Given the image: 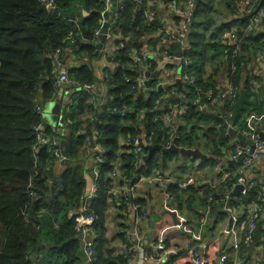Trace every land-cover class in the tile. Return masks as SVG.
<instances>
[{
  "label": "trees",
  "instance_id": "16d2710c",
  "mask_svg": "<svg viewBox=\"0 0 264 264\" xmlns=\"http://www.w3.org/2000/svg\"><path fill=\"white\" fill-rule=\"evenodd\" d=\"M241 1L195 0L189 46L183 50L191 63L183 62L181 68L194 81L187 80L182 87L155 89L157 80L147 91L141 86L144 69L147 66L155 71L159 59L136 61L133 51L140 56L143 46L154 42L153 35L161 25L144 17L145 3L137 13L139 5L135 0L122 1L111 25L112 30L118 28L122 45L117 42V48L110 53L112 65L106 69L108 75L104 79L108 91L102 103L104 99L92 89L98 80L92 61L98 57L96 43L102 37L96 36V31L111 1L55 0L53 5H47L41 0H0V264H128L132 252H116L106 216L110 208L119 209L118 236L133 247V240L127 236L130 206H147V202L124 192L114 193L112 189L116 184L130 185L141 175L165 171L169 160L180 155L156 152L145 164L142 161L137 165L132 145L125 142L128 137L140 135L147 143L146 154L150 144L167 147L173 141L180 147L200 148L211 154L207 162L213 166L221 162L226 167V157L235 147L230 142L229 127L241 115L236 111L237 100L250 89L243 76L247 61L242 50L264 47V32L247 31L249 16L239 13ZM249 1L255 9L264 4V0ZM221 5L230 12H225L227 16L238 14L237 17L230 22L215 19L212 13L220 10ZM233 26L238 27L237 42L222 43L221 35ZM246 42L251 46L245 47ZM58 49L62 52L56 58ZM180 49V44L170 45V53ZM67 52L76 55L80 64L70 70L72 86L78 89L65 109L66 132L62 134L45 125L46 137L65 138L69 142V165L59 170L61 161L54 154L56 147L52 143L38 144L37 127L43 123L38 107L58 94L57 65ZM220 71L238 88V96L217 107L208 100V93L220 89L212 76ZM181 103L186 104L183 124L171 126L167 119ZM211 114V119L205 121L214 125L199 133V124ZM245 121L241 123L243 127ZM36 145L39 147L35 148ZM95 146H101L102 151H94ZM96 156L102 161L97 162ZM90 158L94 167L86 169V160ZM96 165V189L87 201L88 177ZM116 168L120 171L117 183L111 176ZM220 175L219 185H191L186 191L176 184L170 186L172 205L194 209L199 200V219L207 207L214 214L224 207L225 196L237 181L235 177L223 181ZM261 187L257 181L243 198V204L260 202ZM239 202L233 201L232 206ZM83 203L82 213L96 217L90 231L96 253L91 262L77 229L76 212ZM249 218L246 213L240 222L243 234ZM219 254L220 245L210 243V264H217ZM168 264L195 262L186 251L175 254ZM226 264H234V260L229 259Z\"/></svg>",
  "mask_w": 264,
  "mask_h": 264
},
{
  "label": "crops",
  "instance_id": "0c3cea01",
  "mask_svg": "<svg viewBox=\"0 0 264 264\" xmlns=\"http://www.w3.org/2000/svg\"><path fill=\"white\" fill-rule=\"evenodd\" d=\"M112 2H115L111 0ZM117 1V0H116ZM124 0L117 1V5L115 6V3H111L109 6V10L106 12L109 13L108 16L105 14V23L110 22V26L108 28L107 32V40L105 45L103 46L102 50L98 53V57L95 58L92 61L95 74L98 78L97 82L93 86L92 89L95 90V93L99 94L100 99H104L102 103L106 100V93L108 91V88L106 86V83L104 79L107 78L106 69H109L112 65L111 60V51L117 48V42H120L121 44V35L120 33H114V29L112 30V23L118 16V9L121 8V3ZM138 1V0H137ZM186 0H143V4L145 3L146 8L145 10L151 11V19L157 20L159 23L160 28L156 35H153L154 42L145 44L142 48V52L149 51L153 57L159 60H162L164 58H170L168 56L175 55L176 53H170V45L176 44L171 43L168 38V34L165 33V29H171L175 25H177L181 20V15L177 9H174L172 4L176 3L178 7H183ZM138 5L140 8H138V13L142 9V4L139 3ZM115 6V7H114ZM113 8H115L114 14H111L113 11ZM144 10V12H145ZM241 11L242 8L239 6V13L243 14ZM224 5H221V9L217 10L216 13L213 11V17L215 19H224L228 22L233 20L235 17H237L238 14L234 15H226L225 14ZM230 13V12H227ZM111 16L109 17V15ZM144 15V14H143ZM145 17V16H144ZM110 18V19H108ZM104 23V24H105ZM104 26V25H103ZM237 26H233L232 29H237ZM103 29V27H102ZM231 29V30H232ZM229 30V31H231ZM111 31V33H110ZM228 32V31H226ZM224 32L223 34H225ZM253 32H264V24L261 22L259 28H257ZM113 34V35H112ZM222 34V35H223ZM221 35V36H222ZM102 36V35H101ZM111 36V37H110ZM101 38L97 40L98 44L101 41ZM148 41V39H147ZM264 44V39L263 43ZM122 45V44H121ZM189 41L187 40L185 44L181 45V49L179 51H183L184 49L188 48ZM251 46L249 43L246 42L245 47ZM264 45H262L263 47ZM134 58L137 56L136 51L134 50ZM178 52V50H177ZM243 55L246 58L247 61V68L244 72V78L246 79L248 85H249V91L245 94H241L238 97V105L236 108V111L240 112V117L234 122V129L244 133L247 137L253 139L254 133H259L258 131H261L264 133V47L262 49H250L245 48L242 50ZM141 54V53H140ZM183 56V55H182ZM182 56L180 58H182ZM178 56H176L175 59H177ZM80 59L77 58L76 55H74L72 52L65 53L63 60L58 62L57 68L58 73L62 70H66L68 73V76L70 75V70L72 67L79 65ZM183 63V61H182ZM181 63V65H182ZM182 68V67H181ZM146 71L154 72L149 70V68L146 66L143 72V77L141 78V83H144L148 78L145 75ZM185 73L182 72L181 69L178 68V66L173 65V67L166 68L161 72L160 78L158 79V83H162L164 87L168 86H174L176 79H180L183 83H187L186 78H184ZM190 76V75H189ZM213 79L216 81L217 86H221L219 90H217L216 93H218L221 89H223L228 83H231L229 80H227L226 73L219 72L216 76L213 75ZM215 76V77H214ZM191 77V76H190ZM193 78V77H191ZM155 82L157 81L154 80ZM190 81V80H189ZM153 82V84L155 83ZM191 82V81H190ZM156 83V86L157 84ZM244 84V83H243ZM72 83L65 84V87L60 88L58 90V94L51 100L44 103L42 107V119L43 123L42 125L45 128V125H50L52 128L57 129L60 127H65L68 124L65 120V109L72 103V100L74 98V95L76 94V89L72 86ZM144 90L147 91V87L145 85H141ZM155 86V89L157 88ZM153 85H151L150 88H152ZM244 87V85H242ZM243 90V88H242ZM173 92V91H172ZM182 95L181 97H183ZM179 100V99H178ZM219 101V100H217ZM100 102V101H96ZM205 102V99L203 100V103ZM216 102V101H213ZM215 106H222V104L213 103ZM101 103V104H102ZM99 105V104H98ZM208 106L206 105V108ZM186 107L183 103H181L180 106H175L173 108V114L172 116H169L167 121L171 126L176 125H182V113L185 112ZM255 111V112H253ZM213 114H211L209 117H205L202 121V123L199 124L198 132H204L207 130L209 125H214L211 121L206 122L205 120L211 119ZM253 115L258 118H253ZM97 116V115H96ZM229 119V117H228ZM247 120V122L245 121ZM245 121L244 127L241 125V123ZM243 127V129H242ZM230 128V127H229ZM145 137V135H144ZM144 140V139H143ZM230 142L232 146H237V138L236 137H230ZM145 144H147L144 141ZM245 147H248L250 149V146L247 144H242ZM235 147L230 153H228V157H226V163L225 168L222 166L221 162L216 163L214 166L212 163L207 162L206 160L200 159V158H192L191 156H174L171 158L168 162V167L165 171L161 169L160 171L164 173L166 176L169 177L172 183H176L177 181L180 182V180L185 179L187 176L194 177L195 184L194 185H202V184H210V185H219L221 181V175L222 174V180L225 179L224 171H232L236 167L239 166V162L236 163L232 159V154L235 150ZM202 151V150H201ZM203 153L209 155L211 157V154L208 152ZM248 156V155H247ZM61 163V162H60ZM229 166H233V169H227ZM94 167V160L93 158L86 160V169H91ZM64 166L62 164L59 165L58 169L62 170ZM155 174V173H154ZM264 154L255 161L254 165L247 169L246 175L249 179H253L256 182H260L262 184L261 190H262V196L260 198V203L264 204ZM92 177H88V188L87 193H89V187L90 183L92 182ZM224 181V180H223ZM179 184V183H178ZM235 184V183H234ZM233 186L230 189V192L225 196V205L222 209L217 210L214 214H210V222L202 229V242L209 245L210 243H218L222 249V254L228 253L229 259H233L234 263H236L237 259L240 257V252L234 247V240L229 239L226 237L224 230L230 227L231 220L229 218V214L225 213L223 211L227 210V207H232V202L235 200L238 201V196L234 197L230 203L229 206H227L228 201L230 199L231 193L236 189V187ZM175 185V184H172ZM170 186L169 182L163 181L162 183L157 182L152 183L149 180H142L139 183L138 191H137V197L138 199L144 200L147 202V210L150 213V219L144 220L140 224L136 226V232L138 235V239L141 240L142 245H146L144 249L148 250L149 252H154L157 247L155 246L157 243V236L159 234H163V237L165 239H169L173 236H177L178 240L175 243H178V245L175 247V249L180 251L181 249H188V247H196L199 244L198 243H192L187 237L182 234L183 228L182 225H188L193 231L199 232L201 230L200 227V219L199 214L201 213L202 209L198 207L197 204L199 203V200L195 203L194 209H186V208H179L176 205L171 206L170 204V196H166L167 188ZM234 188V189H233ZM89 196V195H88ZM169 198V200H167ZM262 201V202H261ZM257 202V201H255ZM199 206V205H198ZM196 210V211H195ZM166 211H172L177 213V218L179 221H181L182 225H177V223L174 222V218L171 214H168ZM119 215V209L117 207H112L107 213L106 216V226L109 230V237L112 238V243L114 245V248L119 252H125L126 251V244L120 239V236H118L119 228H118V222H116V213ZM220 214H222L220 216ZM214 216L216 217L215 222ZM130 225L134 221L133 216L130 218ZM248 227V226H247ZM257 227H260L261 230V239L258 242V244L254 245L255 242V232H254V241L252 245L248 248V263L249 264H263L264 263V214L262 215L259 225ZM257 229V228H256ZM247 230V229H246ZM245 230V231H246ZM129 231L130 228H129ZM256 231V230H255ZM219 254V255H222ZM132 258H131V264H156L153 259H145L146 252L143 250V247H141L139 244L136 246V250L132 252ZM153 256V255H148ZM174 256V255H173ZM172 256V257H173ZM171 257V258H172ZM221 257V256H220ZM220 257L218 256V260L216 263L219 262Z\"/></svg>",
  "mask_w": 264,
  "mask_h": 264
},
{
  "label": "built area",
  "instance_id": "2783aa9c",
  "mask_svg": "<svg viewBox=\"0 0 264 264\" xmlns=\"http://www.w3.org/2000/svg\"><path fill=\"white\" fill-rule=\"evenodd\" d=\"M44 4L47 5H53L55 3V0H41ZM110 2L111 0H106ZM120 1V0H117ZM137 3L143 4V0H135ZM174 9H177L181 15L180 22L175 25L171 29H165V33L168 34L169 41L171 43H176L183 45L188 40V36L190 33L191 25L194 19V11H195V0H186L183 7H178L176 3L172 4ZM122 7V6H121ZM240 7L243 11H241L243 14L249 16V22L247 31L253 32L257 28H259L263 18H264V4L260 6L259 8L255 9L254 5L250 3L249 0H243L240 2ZM109 10V4H107V8L105 12ZM145 18L148 20L151 18V11L145 10L144 12ZM105 23V20L102 22L101 27L96 31V36L102 35V27ZM118 28L114 29V33H117ZM222 43L237 42V34L236 29H232L231 31L226 32L221 37ZM62 52L61 49L57 50V55ZM235 53H237V50H235ZM172 59H175L176 56H168ZM226 57V56H225ZM149 58H153L152 54L149 51H144L139 55L135 56L136 61H146ZM182 61L186 64L191 63V59L188 56H182ZM184 78L190 80L191 82L194 81V78H191L188 74L185 73ZM71 83V80L68 76L67 71L62 70L58 74V78L56 81V86L60 90L62 88L63 84H69ZM162 83H158L156 87L162 86ZM88 89L92 88L91 86H87ZM238 96V88L235 87L232 83H228L223 89H221L218 93H215L214 90L209 91L208 93V100L217 103L222 104L225 101L235 99ZM219 100V101H217ZM186 107V104L184 105ZM39 113L42 112V107H38ZM125 115V114H123ZM253 118H258L253 115ZM228 119V118H227ZM59 131H61L62 134L66 132L65 127L57 128ZM98 134V132H96ZM173 137V136H172ZM37 138H38V144H45V143H52L56 149L54 150V154L60 161L63 160V156L60 152V149L56 146L52 138L46 137L45 134V128L43 125H39L37 127ZM253 141H254V151L250 152V149L248 147L243 146L242 144L238 143L235 147V150L232 154V159L236 161V163L239 162V166L236 167L232 171H224L225 179L235 177L237 179L234 187H237L238 185H241L242 188L240 189V194L238 196L240 202L235 206H229L227 207L229 218L231 220V225L227 229L224 230L225 235L229 239L234 240V247L240 252V257L237 259L236 263L234 264H249L248 263V248L252 245L254 241V232L259 225V221L264 214V204L260 202H250L248 204H243V198L247 195L248 191L256 185V181L253 179H249L246 175V171L248 168L252 167L256 160H258L263 154H264V139L260 136L259 133L253 134ZM125 142L127 144L132 145L131 153L133 154L134 161L137 165H140L143 161V157L146 155V145L142 141V137L140 135H136L134 137H128ZM174 144V142H170L167 147ZM39 146L36 145L35 148H38ZM94 151H102L101 146H95ZM248 155V156H247ZM97 162H101L102 158L96 156ZM155 173V174H154ZM95 174H98V166H95ZM120 174V171L118 168H116L111 176L113 178H117ZM264 179V174H263ZM142 180H149L152 183L160 182L167 180L165 175L159 171L150 173L149 175H141L138 177V180L135 184L129 185V186H123L119 188V191L125 190L128 194L133 196L136 194V189ZM195 184L194 177L187 176L185 179L181 180L179 182V186L186 191L191 185ZM234 189V188H233ZM116 192V190H115ZM90 198V196H88ZM173 196L170 194V201H172ZM210 200H213V197H210ZM173 206V205H171ZM85 207L83 208V210ZM81 211L76 212V221H77V229L82 233V238L84 240V247H85V253L87 256L88 261H92V259L95 256V242L94 237H90L89 233L92 230V225L94 224L96 217L94 215H84ZM131 212L137 213V223L140 224L144 220H149L150 213L147 210L146 206H140V204L133 203L130 206ZM248 213L249 214V223L246 232L243 234L242 229L240 228V222L244 215ZM210 214H211V208L207 207L203 216L200 218V227L201 230L199 232L193 231L188 225H182L181 221L177 225H182L183 228L182 234L186 236L189 241L192 243H198L199 245L196 247H188L186 251L191 253L193 256V260L195 264H210V259L208 258L207 252H208V245L206 243L202 242V229L209 224L210 222ZM129 237V235L127 234ZM178 240L177 236H173L169 239H165L163 237V234H159L157 236V243L156 247L157 249L154 252H149L148 250H143L146 252L145 259H153L156 264H168L171 260L172 255H175L177 253V250L175 247L178 245V243H175ZM153 255V256H148ZM229 260L228 253H223L219 259V262L217 264H226ZM261 262V261H260ZM258 262V264L260 263ZM128 264H131V259Z\"/></svg>",
  "mask_w": 264,
  "mask_h": 264
},
{
  "label": "water",
  "instance_id": "95a60500",
  "mask_svg": "<svg viewBox=\"0 0 264 264\" xmlns=\"http://www.w3.org/2000/svg\"><path fill=\"white\" fill-rule=\"evenodd\" d=\"M115 2L111 3H115V6L117 5V1L113 0ZM114 6V7H115ZM140 8V6H139ZM115 8H113V11L111 14H114ZM138 13V11H137ZM109 13L106 14V16H108ZM111 14L109 15V17L111 16ZM110 19V18H108ZM262 23L264 24V18L262 20ZM110 26V22L108 20V22H106L103 26L102 29V38L101 41L96 44V48H97V54L102 50L103 46L106 43L107 40V32H108V28ZM183 55V51H178L176 52V56H178L177 59H172V58H164L162 60H158V66L157 69L154 72H150V71H146L145 75L148 78L146 81H144V83H141V85H145L147 87V90L150 89L152 82L154 80H158L160 78L161 72L166 69L168 67V65H175L178 66L179 69H181L182 65V59L180 58ZM153 59H156L155 57H153ZM80 64V63H79ZM66 71V70H65ZM175 85L182 87L183 83L180 79H176ZM168 86V84L166 85ZM63 88L65 87V84H63L62 86ZM162 87V86H160ZM204 100V99H203ZM99 121V117L95 118L94 123L97 124ZM260 136L264 139V133L261 131H258ZM229 137H236L237 138V144H247L250 146V152L254 151V141L252 138L247 137L244 133L234 129L233 127L229 128ZM52 140L54 141V143L56 144V146L60 149V152L63 156V160L61 161V164L64 166L69 165V159L67 157L68 155V151H69V142L67 139L65 138H52ZM156 152H161L163 155L165 154H170V153H179L180 155L186 157V156H191V157H195V158H200L203 160H208L210 158L209 155L203 153L200 148H186V147H180L174 144H172L169 147H165L162 144H150L148 145V153L143 157V163L145 164ZM90 176L94 179V173H91ZM242 188L241 185H238L236 187V189L231 193L230 199L228 201L227 206L230 205L232 199L236 196H238L240 194V189ZM168 214H171L174 218V222L179 224L180 221L177 218V213L172 212V211H166ZM225 213H228V210L223 211ZM216 217L214 216V220L213 222H215ZM134 230H135V223L131 224V233L134 234ZM133 239H135V236L133 235ZM261 239V230L260 227H257L256 231H255V242L254 245L258 244V242ZM137 241V240H135ZM186 248L181 249L180 251H178V253H185L186 252ZM173 256V255H172Z\"/></svg>",
  "mask_w": 264,
  "mask_h": 264
},
{
  "label": "rangeland",
  "instance_id": "374dc122",
  "mask_svg": "<svg viewBox=\"0 0 264 264\" xmlns=\"http://www.w3.org/2000/svg\"><path fill=\"white\" fill-rule=\"evenodd\" d=\"M167 168H165V170H166ZM159 172H161V171H159ZM162 173V172H161ZM164 174V173H163ZM165 175V174H164ZM94 179H92V182L90 183V187H89V193H88V195L90 196V198L93 196V193H94V191H95V189H96V178H97V175L95 174V171H94ZM165 177H166V179L167 180H165L166 182H169L170 183V186H172V184H176V185H179L178 183H179V181H177L176 183H172L171 182V180L169 179V177L168 176H166L165 175ZM113 179H115L114 181L117 183V181H116V179L117 178H113ZM181 181V180H180ZM137 182V181H136ZM136 182H134V183H132V184H130V185H133V184H135ZM124 186H129V185H124ZM170 186L167 188V191H166V196L167 195H169L170 196V194H171V191H170ZM120 187H123V186H121V185H119V184H116V186H114L113 187V189H112V191L114 192V193H117V192H124L125 193V195H128V196H131L130 194H128L127 192H125V190H121V191H119V188ZM138 187H139V185H138ZM138 187H137V189H136V194L134 195V198H136V199H138V197H137V191H138ZM115 190H116V192H115ZM131 197H133V196H131ZM90 198H88V196H87V201L90 199ZM167 200H169V198H167ZM170 204L172 205V201H170ZM85 204L83 203L82 204V206H81V208H80V210L79 211H81V210H83V208L85 207L84 206ZM116 213V212H115ZM118 214L116 213V222H118L119 223V221H118ZM131 216H133V218H134V221L132 222V223H135V230H134V234H132L131 233V231H128V235H129V237H128V239H132L133 240V242H134V246L133 247H128L127 245H126V250H129L130 252H134L135 250H136V246H138V244L141 246V247H146V245L144 244V246L142 245V242H141V240H139L138 239V235H137V232H136V226L138 225V223H137V213L134 211V212H131ZM150 219V218H149ZM130 230H131V225H130ZM90 234V233H89ZM81 235H82V233H81ZM133 235L135 236V239H133ZM91 238L93 237V236H91V234L89 235ZM135 240H137V241H135ZM95 255H96V253H95Z\"/></svg>",
  "mask_w": 264,
  "mask_h": 264
}]
</instances>
